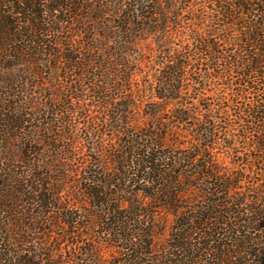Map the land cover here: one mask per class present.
I'll return each mask as SVG.
<instances>
[{
    "label": "trees",
    "instance_id": "obj_1",
    "mask_svg": "<svg viewBox=\"0 0 264 264\" xmlns=\"http://www.w3.org/2000/svg\"><path fill=\"white\" fill-rule=\"evenodd\" d=\"M0 264H264V0H0Z\"/></svg>",
    "mask_w": 264,
    "mask_h": 264
},
{
    "label": "rangeland",
    "instance_id": "obj_2",
    "mask_svg": "<svg viewBox=\"0 0 264 264\" xmlns=\"http://www.w3.org/2000/svg\"><path fill=\"white\" fill-rule=\"evenodd\" d=\"M228 160H229L228 158H224V159H223V161H224L225 163H227ZM163 238H164V237H163V235H162V236H160L159 240L162 241ZM63 246H65V244H64ZM100 250H101V252L104 254V256H106V254H107V250H106L105 248H101ZM104 252H105V253H104Z\"/></svg>",
    "mask_w": 264,
    "mask_h": 264
}]
</instances>
